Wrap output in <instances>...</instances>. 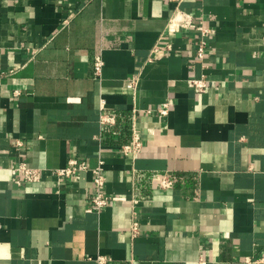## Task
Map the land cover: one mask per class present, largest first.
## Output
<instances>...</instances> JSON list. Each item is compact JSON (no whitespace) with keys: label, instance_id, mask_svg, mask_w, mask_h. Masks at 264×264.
Returning <instances> with one entry per match:
<instances>
[{"label":"crops","instance_id":"1","mask_svg":"<svg viewBox=\"0 0 264 264\" xmlns=\"http://www.w3.org/2000/svg\"><path fill=\"white\" fill-rule=\"evenodd\" d=\"M178 11L212 30L205 60L194 27L171 31ZM202 77L213 85L189 87ZM134 109L144 145L126 155ZM102 113L120 119L104 127ZM72 157L89 169L61 182L52 170ZM100 158L111 200L97 211ZM22 161L43 170L40 182L12 181ZM99 255L264 264V0H0V264Z\"/></svg>","mask_w":264,"mask_h":264},{"label":"built area","instance_id":"2","mask_svg":"<svg viewBox=\"0 0 264 264\" xmlns=\"http://www.w3.org/2000/svg\"><path fill=\"white\" fill-rule=\"evenodd\" d=\"M171 31H180L183 29H189L194 27L201 37V41L197 50L198 58L205 60V49L207 47V37L212 33V30L209 27H206L202 21L195 22L194 17L184 11H178L177 15L174 16L170 21ZM105 66V61L102 55H97L94 60V75L97 80H100L102 77L103 68ZM140 85V74L135 75L126 84V88L131 90L135 95L138 91ZM188 85L191 89L203 92L208 87L213 85V82L210 81L207 77H202L200 79L193 78L188 80ZM20 92L15 91L14 95H18ZM101 110L105 108L106 100L101 99ZM168 102L164 103L162 106L158 107L157 111L159 114L166 116L169 113ZM137 109L132 111L130 116L131 122V140L128 143H125L121 146V151L126 155H135L143 148V140L141 133L136 124V113ZM147 113L151 114L152 110H148ZM101 124L104 127H114L118 123L117 114H101L100 118ZM117 134V131H114ZM20 144V143H19ZM104 160L99 159V163L96 167L91 169L93 173V185L95 194L92 200L93 209L101 211L107 207L110 203L111 197L106 191V176H105V166ZM89 169L88 163L83 159H78L72 157L69 159L68 164L65 167L52 170V173L56 175L61 182L66 181L72 176L76 175L81 171H87ZM43 170L39 168L30 167L26 162H19L15 167L11 169L12 181L18 185L22 186L27 183H38L43 178ZM155 181H158L162 188L171 189L175 184V176L166 175V174H156L153 178ZM133 235L138 233V222H133L132 227ZM264 259V258H263ZM98 264H107L108 259L103 255H99L96 259Z\"/></svg>","mask_w":264,"mask_h":264},{"label":"trees","instance_id":"3","mask_svg":"<svg viewBox=\"0 0 264 264\" xmlns=\"http://www.w3.org/2000/svg\"><path fill=\"white\" fill-rule=\"evenodd\" d=\"M120 119V118H119ZM119 119H118V121H119Z\"/></svg>","mask_w":264,"mask_h":264}]
</instances>
